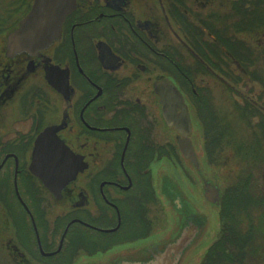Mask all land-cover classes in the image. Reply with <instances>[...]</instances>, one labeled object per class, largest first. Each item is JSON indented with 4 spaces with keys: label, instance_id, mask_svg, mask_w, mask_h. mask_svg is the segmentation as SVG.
<instances>
[{
    "label": "flooded vegetation",
    "instance_id": "obj_1",
    "mask_svg": "<svg viewBox=\"0 0 264 264\" xmlns=\"http://www.w3.org/2000/svg\"><path fill=\"white\" fill-rule=\"evenodd\" d=\"M36 2L0 0V253L10 264L140 260L137 251L157 252L177 229L159 217L174 171L207 180L201 164L221 161L208 129L242 121L254 142L264 131V0H76L61 28L44 23L41 32L56 37L43 47L23 37L37 32L22 29ZM218 87L232 119L218 114ZM180 105L187 136L170 124L186 123ZM45 132L81 167L57 194L30 169ZM182 141L193 144L200 169ZM261 191L251 192V217L264 211ZM221 213V205L211 213L218 225L197 264H264V242L255 244L264 236L227 246ZM219 244L226 251H214Z\"/></svg>",
    "mask_w": 264,
    "mask_h": 264
},
{
    "label": "water",
    "instance_id": "obj_2",
    "mask_svg": "<svg viewBox=\"0 0 264 264\" xmlns=\"http://www.w3.org/2000/svg\"><path fill=\"white\" fill-rule=\"evenodd\" d=\"M75 1L76 0H37L31 16L23 22L22 28L29 29L37 27V32L32 35L23 34V37H28L24 38L25 42L32 45L39 44V47H43L46 41L50 42L53 38H55L56 34H44L41 32V28L44 26L45 22L46 26L50 25L52 27V18L55 22L53 27L61 28L59 27L61 26L60 21L65 18L66 14L73 10ZM63 2H66L64 8L61 6ZM46 13L48 14L45 16ZM32 51L35 53L37 49H32L31 52ZM170 90L175 91L177 99L178 97H181L179 90L175 86L171 85ZM163 99L166 106L165 108L167 109L168 101L170 99L166 93L163 94ZM180 108L182 109L181 114L185 117L186 123L181 122L180 124V122L176 119L172 123L170 121V124L175 125L181 134L187 136L190 132L191 122L189 114H187V108L183 105H180ZM50 140L48 132H45L38 138L35 144L33 161L31 162L32 164L30 169L31 173H33L41 181V183L49 189V191L51 190L52 193L57 194L61 189L65 188L70 182H72V180L75 179L78 170H80L81 167L72 151L69 150L65 144ZM180 149L182 155L191 160L196 169H200L197 156L194 155L195 151L193 144H191L190 141H182L180 143ZM202 182L204 185L202 196L205 203L209 204V206H214L216 209V207L220 206L219 204H221L222 199L220 186L213 185L212 182H208L206 179L202 180ZM166 194L169 193L166 192ZM181 197L179 198L175 195L169 203L172 205L174 202V209L183 213L184 217L181 221H177L178 226L176 227V231L171 235H166V237L163 238L164 240L160 241L157 252L155 251L152 253V250L151 252L148 251V249H146L148 246H145L135 254V258L137 257L140 260H131L130 257H128V259L121 260V256H112V258H106L105 261L99 259L90 260V264H187L188 260L193 257L190 255L192 247H194L195 243L202 238L201 236L204 235L207 225H211L212 219L209 220L206 216L207 214L198 211L195 214V212H190V210H184V207L181 205ZM178 205H180V209H178ZM211 217L216 221L215 223L217 226V216L212 215ZM203 221L204 224L202 228L195 225L196 222ZM143 249H146L149 253V258L146 260H143L142 258ZM58 251H60V249Z\"/></svg>",
    "mask_w": 264,
    "mask_h": 264
},
{
    "label": "trees",
    "instance_id": "obj_3",
    "mask_svg": "<svg viewBox=\"0 0 264 264\" xmlns=\"http://www.w3.org/2000/svg\"><path fill=\"white\" fill-rule=\"evenodd\" d=\"M245 130L249 131L240 125L233 129L222 127L208 129L209 139H214L215 143H218L215 149L222 151V154L225 149L230 150L231 160H234L235 166L239 170L235 180L229 183L225 188L226 190H222L223 194H221L220 205L223 208V213L220 214V226L225 229L221 235L225 236L226 242L224 243L227 246H234L238 241L242 242V239H246L245 243H247L249 237L260 236L262 238L264 236L263 209L255 211L253 217L248 215L249 211L247 210L248 205L258 202L251 193L256 188L249 182L255 181L250 175L255 170L260 174L264 173V131H262L261 136L256 138V142H253L248 138V132ZM212 160V164L209 165L219 166L218 162ZM223 162L221 164H224ZM261 181L263 180H259V182ZM258 189L264 191V184L258 186ZM259 193L261 203H263L264 194L262 191ZM257 241L259 244L264 242L263 239H259L255 241V244H258ZM214 246L217 245L212 247L215 248ZM2 254L0 253V264H10L8 257Z\"/></svg>",
    "mask_w": 264,
    "mask_h": 264
},
{
    "label": "rangeland",
    "instance_id": "obj_4",
    "mask_svg": "<svg viewBox=\"0 0 264 264\" xmlns=\"http://www.w3.org/2000/svg\"><path fill=\"white\" fill-rule=\"evenodd\" d=\"M240 80H243L242 82L244 83L245 86L243 84L242 86H244L246 88L245 91H247L248 89L247 88V84H248L247 78H241ZM221 90L222 89L218 87L217 96L214 100L218 110H220L218 111V114H221V116L224 115L227 118L232 119L234 115H229L231 113L233 114L231 104L226 99L224 91H221ZM241 118L242 119L244 118V120H246L247 118L246 111L245 112L242 111ZM240 126L243 127L244 129L246 128L245 124L242 121L240 122ZM247 132H248L247 133L248 138L254 142V139L250 137V132L249 131ZM229 152L230 150L228 149L224 150L221 161H218L219 166L209 165V164H212L211 163L212 159L211 160L207 159L204 161V163L201 164L202 167L204 168V171L206 172L205 175L207 176L208 182H212L213 185H219L221 188V191L226 190L225 188H227L229 183H232L235 180L239 172V170L235 166L234 160H231V156ZM222 162L224 164H221ZM174 172H175V175H173L172 177L173 180L169 182L170 188L167 189V192L169 194H165L166 196L163 197L164 198L163 203L167 206L166 208L170 211L169 214H168L167 209H165L162 204H160L161 207H159L160 208L159 217L163 219L164 225L169 227L168 222H170V226H172L173 224H176L178 220L181 221L183 219L184 214L174 209L173 207L174 202L172 205L169 203V201H171V199L174 198L175 195H177L180 198L182 194L181 205L184 207L183 209L190 210V212H195V214L197 213V211L207 214L206 216L208 217V219L209 220L212 219L210 228L212 231H215L217 228L216 223H215L216 221L213 220V218L210 216L211 213L215 211V208L212 205L209 206V204L205 203L204 201V198L202 196L203 191H204V185H203L202 180L195 179L196 175H194V170L188 172L189 175L187 176L189 177L187 178L186 176H183L184 174L183 173L181 174V172H179L178 170H175ZM254 180L255 181L252 180L249 183H251L250 185L254 186L255 188H258V186L260 187V185L264 183V181L259 182V180L257 181V179H254ZM166 186L168 185H165L164 187ZM163 191H164V188L162 190V187H161V190H160L161 197L164 195ZM179 206L180 205L177 206L178 209H180ZM170 213H171V217H170ZM208 225H207V229L205 230L204 235L201 236L202 238L199 239L195 243L194 247H192L190 255L193 257H191V259L188 260L187 264H197L196 259L202 256L201 253L205 248H208V244L212 238L209 236L214 235V233L211 234L210 232H208L209 230ZM169 229H167L166 231H169ZM214 251H226V248L224 247V244L222 245L219 244L218 246H216Z\"/></svg>",
    "mask_w": 264,
    "mask_h": 264
}]
</instances>
